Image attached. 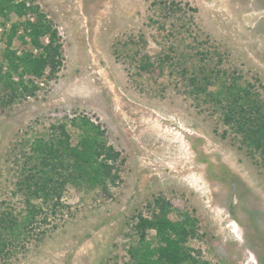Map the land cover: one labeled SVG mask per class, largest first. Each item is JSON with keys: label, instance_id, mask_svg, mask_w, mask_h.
<instances>
[{"label": "rangeland", "instance_id": "rangeland-1", "mask_svg": "<svg viewBox=\"0 0 264 264\" xmlns=\"http://www.w3.org/2000/svg\"><path fill=\"white\" fill-rule=\"evenodd\" d=\"M154 1L26 2L56 26L63 62L55 79L38 81L35 96L11 105L0 99V211L23 207L22 194L13 192L21 144L64 118L85 115L100 124L125 161L110 195L64 190L63 206L46 212L49 223L39 222L42 213L34 224L44 233L4 264H127L132 215H149L147 204L158 195L196 218L198 237L189 244L200 261L264 264V167L232 133L222 136L219 111L195 99L180 74L181 66L204 65L193 53L197 36L218 48L221 67L264 87V0H173L176 11ZM17 20L14 12L0 16V59ZM22 35L10 47L36 53ZM212 56L207 66L218 64ZM141 60L150 68L142 70ZM68 127L75 143L77 129Z\"/></svg>", "mask_w": 264, "mask_h": 264}, {"label": "trees", "instance_id": "trees-1", "mask_svg": "<svg viewBox=\"0 0 264 264\" xmlns=\"http://www.w3.org/2000/svg\"><path fill=\"white\" fill-rule=\"evenodd\" d=\"M29 1L33 2L0 0L2 18L8 19L12 12L18 16L5 34V48L0 59V99L4 105H11L22 97L35 96L38 81L55 79L63 62V48L57 39L56 26L39 5H26ZM154 2L161 10L180 9L173 0ZM23 16L26 17L22 19ZM19 31L23 33L22 38L27 36L29 39H22V42L36 48V53L32 48L18 53L10 47ZM46 36L49 40L44 42L42 39ZM193 39L196 40L193 53L204 65L197 62L190 67L181 66L180 74L188 79L195 99L213 106L211 112L219 111L222 136L232 133V142H238V148H245L251 162L264 167V87L221 67L219 63L223 61L218 48L207 47L210 39L204 42H197V36ZM203 39L205 37L200 38ZM212 55L218 56V64L207 66L211 58L208 56ZM165 58L173 57L166 54ZM4 64L8 66L6 70ZM139 66L147 70L151 63L141 60ZM68 125L77 129L75 143H72ZM50 127V132H31L30 138L21 144V151L15 153L19 168L13 192L22 194L23 207L15 214L9 210L0 211V264L8 262L35 233H44L43 229H38L40 225H34L39 214L45 213L39 222L48 224L46 212L56 214L63 206L62 194L68 187L83 193L99 190L110 195L111 187L119 178L118 172L125 158L107 141L100 124L85 115H76ZM147 208L149 215L141 212L132 215V236L127 248L131 260L127 264H206L189 244L198 237L195 217L173 208L161 195L155 196ZM173 212L174 218L171 217ZM150 231L153 235L148 239Z\"/></svg>", "mask_w": 264, "mask_h": 264}]
</instances>
